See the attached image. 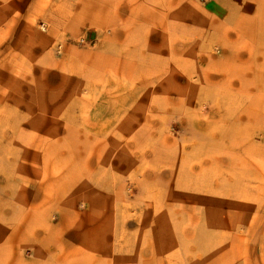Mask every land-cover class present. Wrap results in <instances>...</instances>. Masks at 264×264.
Wrapping results in <instances>:
<instances>
[{"label":"rangeland","instance_id":"obj_1","mask_svg":"<svg viewBox=\"0 0 264 264\" xmlns=\"http://www.w3.org/2000/svg\"><path fill=\"white\" fill-rule=\"evenodd\" d=\"M264 0H0V264H264Z\"/></svg>","mask_w":264,"mask_h":264},{"label":"crops","instance_id":"obj_2","mask_svg":"<svg viewBox=\"0 0 264 264\" xmlns=\"http://www.w3.org/2000/svg\"><path fill=\"white\" fill-rule=\"evenodd\" d=\"M221 1H223V0H212V3H213V5H218V4L220 5ZM261 72H264V68H262Z\"/></svg>","mask_w":264,"mask_h":264}]
</instances>
